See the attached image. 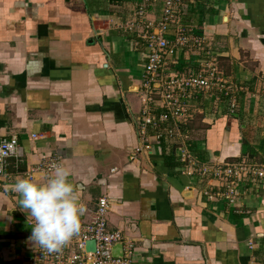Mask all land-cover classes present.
Returning <instances> with one entry per match:
<instances>
[{
  "label": "crops",
  "instance_id": "crops-1",
  "mask_svg": "<svg viewBox=\"0 0 264 264\" xmlns=\"http://www.w3.org/2000/svg\"><path fill=\"white\" fill-rule=\"evenodd\" d=\"M140 4L0 0V139L15 136L22 150L17 167L9 161L12 179L0 178V264H36L33 218L12 187L48 159L71 170L86 209L80 224L108 196L107 228L132 241L134 264H264V182L239 185L232 205L209 200L203 191L222 184L188 175L178 146L149 127L150 151L128 160L140 141L148 43L142 27H122L138 19ZM142 5L145 20L160 19L161 0ZM182 24L205 44L166 53L168 71H196L211 49L239 93L233 114L217 92L189 102L179 143L207 166L264 162V0H194ZM166 37L173 42V27ZM33 180L45 179L37 172Z\"/></svg>",
  "mask_w": 264,
  "mask_h": 264
},
{
  "label": "built area",
  "instance_id": "built-area-1",
  "mask_svg": "<svg viewBox=\"0 0 264 264\" xmlns=\"http://www.w3.org/2000/svg\"><path fill=\"white\" fill-rule=\"evenodd\" d=\"M150 1L152 0H141L136 12L138 19L122 27L124 32L129 33L142 27V39L148 43L139 92L141 111L135 122L140 141L131 151L128 160L135 163L143 154L150 151L146 132L149 127L155 131L158 140L166 139L178 146V161L184 165L188 175L197 173L198 176L207 178L208 182L216 181L222 184L216 191H203L204 196L209 200L222 199L229 205L235 204L240 196L239 185L247 181L264 182V162L239 161L223 167L207 166L197 163L187 147H182L179 142L183 143L188 138L180 128L185 123L189 102L197 100L201 94L217 92L226 100L228 112L233 114L236 111L239 89L222 77L218 61L211 53V49L206 50L196 71L186 75L168 71L166 53H172L176 47L183 50L196 49L205 44L204 37L194 34L192 29L182 24L183 8L194 0H161L162 14L158 21L144 19L142 4ZM172 27L174 38L171 43L166 36ZM172 44L173 47L169 48ZM167 74L169 76H166ZM21 157L22 150L15 136L0 139V178L11 180L12 175L7 172L9 161L13 159L17 167ZM53 163L58 162L56 159L42 162L38 167L30 169L26 177L34 179L37 172H50ZM113 172L116 170L113 169ZM109 202L108 196L99 198L91 222L80 224L79 231L59 251L48 252L36 244L35 263L134 264L132 241L120 231H111L107 228ZM33 224L34 220L29 223L30 227ZM88 242L93 244L88 247ZM116 245L121 247L120 256H115L112 252ZM249 247L253 248L252 242Z\"/></svg>",
  "mask_w": 264,
  "mask_h": 264
},
{
  "label": "clouds",
  "instance_id": "clouds-1",
  "mask_svg": "<svg viewBox=\"0 0 264 264\" xmlns=\"http://www.w3.org/2000/svg\"><path fill=\"white\" fill-rule=\"evenodd\" d=\"M42 175L43 183L18 177L12 190L18 196L20 207L34 220L30 240L48 252H55L79 231L80 217L86 209L69 179L70 168L53 163L51 171Z\"/></svg>",
  "mask_w": 264,
  "mask_h": 264
},
{
  "label": "water",
  "instance_id": "water-1",
  "mask_svg": "<svg viewBox=\"0 0 264 264\" xmlns=\"http://www.w3.org/2000/svg\"><path fill=\"white\" fill-rule=\"evenodd\" d=\"M185 195H188V194H185ZM93 243L92 242H88L87 243V246L89 247L90 245H92ZM113 254L115 256H120L121 255V247L120 245H116L114 246L113 250H112Z\"/></svg>",
  "mask_w": 264,
  "mask_h": 264
},
{
  "label": "rangeland",
  "instance_id": "rangeland-1",
  "mask_svg": "<svg viewBox=\"0 0 264 264\" xmlns=\"http://www.w3.org/2000/svg\"><path fill=\"white\" fill-rule=\"evenodd\" d=\"M257 163H260V162H257Z\"/></svg>",
  "mask_w": 264,
  "mask_h": 264
}]
</instances>
